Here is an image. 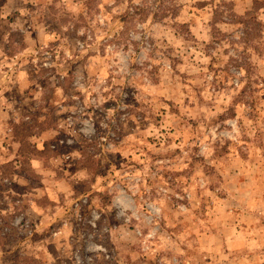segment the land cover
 <instances>
[{"label":"rangeland","instance_id":"obj_1","mask_svg":"<svg viewBox=\"0 0 264 264\" xmlns=\"http://www.w3.org/2000/svg\"><path fill=\"white\" fill-rule=\"evenodd\" d=\"M1 82L0 264H264V0H0Z\"/></svg>","mask_w":264,"mask_h":264},{"label":"crops","instance_id":"obj_2","mask_svg":"<svg viewBox=\"0 0 264 264\" xmlns=\"http://www.w3.org/2000/svg\"><path fill=\"white\" fill-rule=\"evenodd\" d=\"M8 80V79H7ZM2 84H3V82H1V84H0V129H2V128H4L5 127V123H4V117L5 116H3L2 117V115H1V113H6L5 112V108H4V104H3V102H2V96H4L3 95V93H4V87L2 86ZM0 140L1 141H6L5 139H3L2 140V138H0ZM2 145H3V143H1L0 142V147L2 148ZM3 150H5V149H3ZM4 253V252H3Z\"/></svg>","mask_w":264,"mask_h":264},{"label":"trees","instance_id":"obj_3","mask_svg":"<svg viewBox=\"0 0 264 264\" xmlns=\"http://www.w3.org/2000/svg\"><path fill=\"white\" fill-rule=\"evenodd\" d=\"M258 3V0H255V4Z\"/></svg>","mask_w":264,"mask_h":264}]
</instances>
